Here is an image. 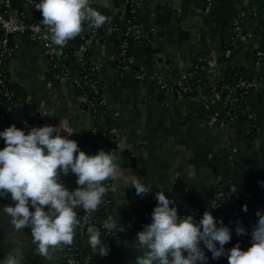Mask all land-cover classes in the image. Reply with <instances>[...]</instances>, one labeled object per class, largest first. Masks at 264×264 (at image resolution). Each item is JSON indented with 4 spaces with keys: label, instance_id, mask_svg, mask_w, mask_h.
<instances>
[{
    "label": "crops",
    "instance_id": "obj_1",
    "mask_svg": "<svg viewBox=\"0 0 264 264\" xmlns=\"http://www.w3.org/2000/svg\"><path fill=\"white\" fill-rule=\"evenodd\" d=\"M245 1L211 0L209 6L206 0H150L137 4L141 20L155 31L153 16L160 12L169 17L171 23L180 19V27L190 33L181 51L184 69L178 71L176 57L163 52V38L157 31L151 43L153 53L140 43L134 44L131 56L133 66L153 72L155 57L161 56L176 76H182L181 73L189 66L202 61L216 65L233 33L231 20L242 10ZM0 4L25 13L28 19L33 16L24 0H0ZM92 5L109 18L119 13L113 0H94ZM262 30L264 8L253 27L256 39ZM255 40L248 42L246 38L241 46L246 54L241 77L263 79V85L248 97L252 118L257 124L256 137L249 144L244 132V112L238 110L235 118L225 127L210 126L200 96L162 94L150 83L136 81L130 73L119 77L110 60L113 48L111 33L103 35L98 43L76 41V46L86 45L93 55L96 78L103 89L114 140L112 153L121 156V168L125 170L117 180L112 181L107 215L127 222L121 226L129 224L134 227L133 232L124 236L102 238L109 251L106 256H97L98 264H135V258L142 255L134 246L135 237L151 223L157 191L175 201L181 217L192 215L199 221L207 210L211 193L225 185V176L229 177L242 198L241 208H231L224 215L225 224L231 230L227 250L237 243L243 251L251 246L250 233L257 222L251 205L258 206L264 214V187L261 186L264 183V55L259 57L263 43ZM13 43L15 48L7 71L10 82L21 90L25 101L6 110L5 118L0 119V131L15 125L17 128L22 126L21 130L27 134L31 128L45 125L58 127L61 124L65 131L74 133L69 136L61 131L60 135L76 141L86 154L96 155L87 140L91 119L80 108L79 98L71 84L72 72H52L49 58L41 45L26 36L13 38ZM234 51L232 61L237 57ZM225 76L224 69L220 68L218 77L223 79ZM4 146V140L0 138V150ZM133 176L151 186V191L143 197L137 196L133 187H127ZM61 182L69 190L77 187L76 176L71 173L61 176ZM245 205L246 212L242 211ZM4 206H14L10 194L0 198V260L17 246L25 252L23 259L35 258L41 264H66L71 254H79L81 246L78 243H83L85 236L76 231L72 245L56 250L50 259L40 257L30 230L25 228L23 232H17L10 223L11 218L3 211ZM78 208L75 209L77 214H82L83 210ZM30 211L34 209L30 208ZM238 224L245 229L246 235H236ZM86 249L91 248L86 244L82 251ZM29 251L35 254L27 255ZM204 252L208 257L207 264H212L210 252L207 249Z\"/></svg>",
    "mask_w": 264,
    "mask_h": 264
},
{
    "label": "clouds",
    "instance_id": "obj_2",
    "mask_svg": "<svg viewBox=\"0 0 264 264\" xmlns=\"http://www.w3.org/2000/svg\"><path fill=\"white\" fill-rule=\"evenodd\" d=\"M93 2L39 0L35 8L42 20L34 31L41 33L42 24L48 32L40 38L63 49L82 33L85 23L96 30L110 23L108 16L91 6ZM61 131L69 136L74 133L65 131L61 124L31 128L27 134L15 125L0 131L5 143L0 150V198L10 194L14 204L4 206L3 211L11 218L10 223L17 232L30 230L33 243L45 258L50 259L56 250L72 245L77 229H85L87 246L95 254L106 256L108 248L101 231L90 224V220L92 214L100 210L107 193L104 182L117 180L125 171L121 168L122 158L104 150L88 155L80 150L76 141L60 135ZM69 173L76 176L74 190L61 182V176ZM129 186L141 197L152 189L141 183L138 176L131 178ZM261 186L264 187V183ZM155 200L151 223L135 237L134 246L142 253L135 258V264H207L204 249L211 253L212 259L227 256L228 264H264V214L260 211L255 213L257 222L250 233L251 246L243 251L237 243L226 250L224 246L231 241V230L210 211L206 210L196 221L192 215L181 217L175 201L163 192L157 191ZM78 207L84 212L82 217L75 210ZM242 211H247L246 205ZM102 227L108 232L125 230L118 227L117 217L112 216L104 219ZM235 232L237 236L247 234L239 224ZM24 256L22 247L17 246L0 264H22Z\"/></svg>",
    "mask_w": 264,
    "mask_h": 264
},
{
    "label": "trees",
    "instance_id": "obj_3",
    "mask_svg": "<svg viewBox=\"0 0 264 264\" xmlns=\"http://www.w3.org/2000/svg\"><path fill=\"white\" fill-rule=\"evenodd\" d=\"M34 4L39 3V0H33ZM114 7L119 10V13H116L112 17H110V23H106L104 26H102L100 29H92L89 28L87 23L84 25V30L82 33L77 36L75 39L69 41L67 43V46L63 49H59L58 46V53L53 59L50 61V68L53 72L52 66L56 63L59 64L62 68H60L59 73L65 74L72 72L73 76L71 84L74 88L75 95L79 98L83 95H85L89 102L92 103V105L87 106L86 104H80V108L82 111L88 113L90 119H91V126L90 131L87 136V140L89 145L91 146V149L97 153L98 150H104L106 152L113 150L114 148V140L113 135L110 132L109 128V118L107 116L106 106L103 103V89L101 84L98 82L96 78V72L92 70V65L88 61L86 63L85 71H83V67L79 64V58L77 57V50L78 46L76 41L77 40H88L90 37L96 38L98 40L101 39L103 35L108 33L110 26L113 24L114 27L118 26L119 23L122 21L125 23V21H130L132 24L138 25L139 28H141L143 31H148L149 25L144 24L140 17V9L137 6V3L135 0H113ZM249 3H251V6H249ZM264 8V2L261 0H247V3L242 7V10L240 11L245 16L246 11L248 9L251 10V23H250V29L248 30L246 37L248 39V42L254 41L256 38L250 37L253 33V27L255 23L258 21L259 14L262 12ZM239 12V13H240ZM239 13L236 14L234 17H239ZM40 18L42 19V16L40 14ZM241 22H243V17L241 18ZM240 26H242V23H240ZM112 42H113V49L118 52V48L120 45V40L125 39V37H122V32L113 31L112 33ZM249 36V37H248ZM155 35H149L148 38L142 42V45L145 46L151 53H153V50L151 49V43L154 39ZM263 43L262 48H260L261 53L264 55V30L261 31L260 37L256 39ZM255 40V41H256ZM130 44H134L137 41L134 40H128ZM10 46H14L13 38H10ZM249 48H253L252 45H249ZM71 49V50H69ZM224 51L230 49L233 51L235 49V46H232L229 42L224 45ZM73 52V53H71ZM91 51L87 52L83 55V60H87L91 56ZM11 59V57L9 58ZM8 59V60H9ZM112 66L117 72V75L121 78H123L124 73L121 69V64H119L118 61H111ZM203 66L205 68V72L199 71V68ZM220 66V67H219ZM224 69L226 76L224 79H221L218 77L219 70ZM134 70H137V68L134 67ZM243 71V68L235 67L232 65L231 59H224L220 58L217 60L216 65L211 66L208 64L207 61H202L197 64H193L188 67L186 71H183L181 74L183 77L186 78V80L193 84L194 86H200L202 87L205 92H218L221 97V105L218 109H205L204 113L208 117L212 116L214 113L218 114L219 120L222 121H228L229 116H226V114L234 115L237 112V108L239 105L237 103H231L229 100H231L233 97H235V93H228L224 89L225 86H233L235 85L240 79H241V73ZM176 72H174L175 75ZM4 87L8 92H10L11 96L9 98L5 96H0V116L5 115L6 110L15 104H22L25 101V96L22 94L21 90L18 89L17 86L12 84L9 79L8 71L4 72ZM91 85H94L97 89V91H93L91 89ZM155 88V86H153ZM160 93L164 94L166 92L161 91ZM190 96H196V93H193ZM228 100V101H227ZM248 103L246 102V106ZM245 137L247 143H251L255 137H256V130H257V124L252 118V113L250 109H248L246 113V120H245ZM225 185L222 188V191H227L229 184H226L227 181H229V177L225 176ZM111 181V180H110ZM110 200V199H109ZM242 205V198L236 192L233 197L231 203H229L228 207L241 208ZM208 207V204H207ZM108 206H104L103 204L100 205V210L105 211V215L98 214L95 215L92 220H90V224L94 225L95 227L99 228L101 231V238H105L104 232L107 231L102 227L104 219L108 217ZM84 212L82 214H79L78 216H83ZM82 231V236H85V229H78ZM211 254V253H210ZM91 256V260L89 264H98V259L95 255V253L91 249H86L82 251L81 254L76 255V259L79 262H82V260L86 256ZM24 264H41L39 260H36L35 258L26 257L22 261ZM212 264H215L214 259L211 257ZM225 263H228L227 256L225 258Z\"/></svg>",
    "mask_w": 264,
    "mask_h": 264
},
{
    "label": "built area",
    "instance_id": "obj_4",
    "mask_svg": "<svg viewBox=\"0 0 264 264\" xmlns=\"http://www.w3.org/2000/svg\"><path fill=\"white\" fill-rule=\"evenodd\" d=\"M26 5L31 9L32 11V18H27L25 13L18 12L15 10L10 9L7 6L0 4V96H5L9 98L11 96L10 92L6 90L4 87V72L7 71V66L9 62V58L12 57L15 46H10V38L20 37V36H26L37 43H39L42 47V49L46 52L49 61L53 59L58 53V48L55 45H52L50 40H43L40 38L41 35L47 34L48 30L45 26L42 24L41 27V33H36L34 31V27L41 22L40 18V12L35 8V4L33 0H24ZM137 4H145L149 2L150 0H135ZM211 0H206V5L209 6ZM264 2V0H261ZM247 3V0L244 2V5ZM92 7L96 8L98 10V7L96 5H91ZM243 17L244 21V15L243 13H239V17H233L231 20V24L233 27V33L229 37V43L232 46H236L237 43L242 39L243 37V27L240 26L241 18ZM113 31L122 32V37H125V39L120 40V45L118 48V52L112 48V54H111V61H118L119 64H121V69L125 74L130 73L131 76L136 81L141 82H148L151 85L155 86V90L158 92L164 91L166 93H171L175 95L176 97H190L193 93H196V96H200L202 99V108L205 109H218L221 105L222 97L218 92H205V90L200 86H194L193 84L189 83L185 77L183 76H176L169 68V65L166 63V61L160 56L155 57V70L153 72H148L145 70H142L140 68H137V70H134V66L131 62V56L133 53L134 44H130L128 40H134L137 41L136 43L142 44L141 41H144L148 38L149 35H156V31L153 27H149L148 31H143L141 28L138 27L136 24H132L130 21L120 22L118 26L114 27L112 24L109 29V33L113 35ZM250 37L254 38V33ZM248 36V37H249ZM84 41H90L94 43H98L99 40L93 37H90L88 40ZM55 49V50H54ZM90 49L86 45H82L78 47V50L76 54L79 57V64L81 67H83V71L87 69L86 63L89 61L92 65V70L96 72V66L94 62L93 55L87 59L83 60V55L89 52ZM259 57L263 56V53H258ZM232 57V51L230 49L223 51L222 58L224 59H231ZM9 59V60H8ZM214 66V65H213ZM53 70L55 72H59L61 66H59L58 63L54 64L52 66ZM199 71L205 72V68L201 66L199 68ZM225 77H223L224 79ZM261 85H263V79L254 77L252 79H246L242 78L233 86H225L224 89L228 91V93H235V97H233L231 100H229L231 103H237L239 107L237 108V111L240 110L247 113L249 108V104L246 106V102L248 103V97L249 94L255 90H257ZM91 89L93 91H97L96 87L94 85H91ZM228 101V100H227ZM80 104H86L87 106L92 105L91 102H89L88 98L83 95L79 97ZM104 103V100H103ZM86 113V112H85ZM88 114V113H87ZM236 114V113H235ZM234 115L226 114V116H229L228 121H222L219 120L218 114L214 113L212 116L208 117V124L210 126H221L225 127L229 121H232L235 118ZM5 115H1L0 119L3 120ZM19 127L18 129H21ZM105 186L107 187V193L103 198V205L109 206L110 203V188L112 185V181H105ZM226 184H229L227 191H222V189H218L211 193L209 200H208V207L207 210L211 212V214L217 219V221L222 220L223 224H225V213L230 208L228 207L229 203L232 201L233 195L236 193V187L231 182V180L227 181ZM251 210H253L255 213L257 211H260V208L256 205H251ZM261 212V211H260ZM262 213V212H261ZM219 226V224L217 225ZM118 227H122L125 230L122 231L120 229H116L112 232L105 231L104 236L105 238H110L113 236H124L128 233H131L134 231V227L132 225H125L121 226L118 225ZM77 232L82 235V231L77 229ZM218 246V245H217ZM225 249L227 250L228 244H226ZM225 258L221 257L219 259H214L215 264H226ZM91 260V256H86L82 262H79L76 259V255L71 254L66 259V264H89ZM22 264H24L22 262Z\"/></svg>",
    "mask_w": 264,
    "mask_h": 264
},
{
    "label": "water",
    "instance_id": "obj_5",
    "mask_svg": "<svg viewBox=\"0 0 264 264\" xmlns=\"http://www.w3.org/2000/svg\"><path fill=\"white\" fill-rule=\"evenodd\" d=\"M98 2V1H96ZM249 6H251V3H249ZM251 17V10L248 9L246 11L244 21H243V37L242 41L239 43L238 49L234 51L235 54H237V57L234 61H232V65L235 67L241 68L243 66V61L245 59V52L242 51L241 46L243 45V42L246 40V34L248 32V29L250 27V20ZM153 25L156 28L157 34L161 35L163 38V52L169 55H173L177 59L178 63V71L184 69V61L181 57V51L183 49V44L186 42L189 38L190 31L186 28L180 27V19H175L174 23L170 22V18L164 15L163 13H156L153 16ZM80 210V208H78ZM102 214L105 215L104 210H99L92 214L91 220L94 218L95 215ZM127 222L119 221L117 219L118 225H124ZM128 238L130 236L128 235ZM81 246V250L78 252L79 254L82 253V249H85L86 246V235L83 243H78ZM109 251V249H108ZM35 253L34 251H29L27 255L33 256ZM100 256L99 253L96 254V257ZM40 257H43L40 255Z\"/></svg>",
    "mask_w": 264,
    "mask_h": 264
}]
</instances>
